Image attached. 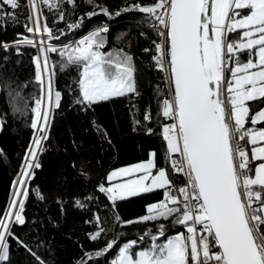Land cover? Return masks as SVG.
I'll return each instance as SVG.
<instances>
[{
  "label": "snow or ice",
  "instance_id": "snow-or-ice-1",
  "mask_svg": "<svg viewBox=\"0 0 264 264\" xmlns=\"http://www.w3.org/2000/svg\"><path fill=\"white\" fill-rule=\"evenodd\" d=\"M65 4L73 11L77 7L76 0H25L23 5L20 0H0V22L5 25L18 24L21 10L27 11L25 29L32 36L0 43V48H15L18 55L24 47L36 50L32 57L34 80L41 91L31 107L32 139L13 181L11 200L0 215V264H10L13 241L17 250L23 249L44 264L15 228L27 223L29 198L44 199L30 183L35 170L42 167L40 156L46 151L52 114L61 106L62 93L54 88L56 71L51 55L62 58V68L82 66L79 97L73 103L84 112L112 98L140 95L133 57L123 51H102L110 31L107 24L78 40L53 42L75 33L86 19L98 14L114 18L101 8L99 13L89 12L67 22ZM45 9L55 22L65 21L67 31L54 30L55 22L49 25ZM122 11L143 14L161 37L153 41L155 54L150 48L143 52L151 55L168 84L171 99H163L161 108L163 118L171 122L162 125L161 135L171 168L160 167L158 154L151 152L147 161L112 170L106 177L109 186L101 183L97 191L111 203L115 215L118 201L163 190V198L147 206L146 215L131 221L115 215V223L126 226L171 218L172 224L183 226L186 233L161 242L166 227L158 223L155 233L149 229L122 242L127 234L119 232L103 248L86 252L78 264H99L116 249L108 264H264V128L255 127L264 122V108L250 115L247 103L264 102V0H154L150 4L140 0ZM119 15L118 11L115 16ZM242 54H247L246 62ZM3 87L11 86L0 82ZM10 95L14 111L22 112L28 106L19 91ZM143 120L152 122L150 110L145 111ZM249 120L252 127H246ZM5 122L6 115L0 116V130ZM134 124L138 128L141 121ZM93 125L98 135L107 138L106 130L95 121ZM147 133L154 131L149 127ZM247 145L252 146L250 154ZM172 172L182 173L186 185L177 189ZM75 203L82 209L88 206L79 200ZM85 223L95 229L89 234L93 242L111 231L98 213Z\"/></svg>",
  "mask_w": 264,
  "mask_h": 264
},
{
  "label": "trees",
  "instance_id": "trees-1",
  "mask_svg": "<svg viewBox=\"0 0 264 264\" xmlns=\"http://www.w3.org/2000/svg\"><path fill=\"white\" fill-rule=\"evenodd\" d=\"M137 2L140 0H93L91 4L87 0H76L74 11L70 5H64L69 11L67 22L86 17L89 12L99 13L101 8H106L114 18L110 20L104 14H98L91 20L86 19L84 27L75 33H68L60 41L53 42L60 44L78 40L107 24L110 31L102 51H123L133 57L134 79L140 95L131 99L127 96L112 98L84 112L81 106L73 103L79 97L78 82L82 66L66 65L62 68V58L58 54L51 55L56 71L54 88L62 93L61 106L52 114L49 139L45 142L46 151L40 156L42 167L35 170V177L30 183V188L38 189L44 199L38 200L32 195L26 203V225L15 228L16 234L33 248L44 264H78L86 252L94 253L103 248L119 232L127 234L122 238L123 242L138 238L149 229L155 233L158 223H163L166 235L160 238L162 242L170 234L186 231L181 225H173L171 218L126 226L115 223V215H119L123 221L146 215L147 206L163 198V190L118 201L115 215L111 203L97 191L101 183L107 184L106 175L110 170L145 161L151 152L158 154L160 167L166 170L171 168L167 161L166 142L161 135L162 125L170 122L163 118L161 108L163 99L170 98L168 84L165 82V73L157 69L151 55L143 52L144 48H150L155 54L153 41L158 42L161 37L149 27L143 14L122 11ZM142 2L150 4L154 0ZM20 3L23 5L25 0H20ZM44 11L52 26L55 17L47 9ZM118 11L121 15L115 16ZM26 18L27 11L22 9L18 24L8 22L5 25L0 22V43H12L22 36L31 37L32 34L25 29ZM59 29L67 31V23L55 22L54 30ZM236 38L233 34V39ZM34 55L36 50L30 47L22 48L21 55L17 54L15 48L10 51L0 48V82H7L11 86L0 88V116L6 115V122L0 130V215L9 203L13 181L20 171L33 135L30 127L33 118L31 107H34V98L41 96L40 86L34 80ZM241 59L246 62L247 54H242ZM16 91L28 102L22 112L14 111L12 106L10 93ZM247 103L250 105V115L264 108V102ZM146 110H150L151 123L143 120ZM137 119L141 121L138 128L134 124ZM93 121L101 126L102 131L106 130L107 138L96 133ZM149 127L154 134L147 133ZM246 127H252L250 120L246 122ZM255 127L264 128V122ZM108 139L111 143H108ZM247 148L249 151L250 145ZM171 174L178 189L181 185L180 176L175 172ZM90 196L94 199L87 200ZM77 200L86 202L88 206L78 208L75 203ZM96 213L104 220V227L111 231L93 242L89 234L95 229L85 221L93 220ZM10 243V264H39L23 249L17 250L14 241ZM117 250L109 252L106 259L101 258L99 264H108Z\"/></svg>",
  "mask_w": 264,
  "mask_h": 264
},
{
  "label": "built area",
  "instance_id": "built-area-1",
  "mask_svg": "<svg viewBox=\"0 0 264 264\" xmlns=\"http://www.w3.org/2000/svg\"><path fill=\"white\" fill-rule=\"evenodd\" d=\"M170 99H171V97H170ZM171 122V121H170ZM169 122V123H170ZM173 158H178V154L177 155H175V156H173ZM177 175H179L180 176V179H181V185H180V187H183V186H185L186 185V183H187V180H186V178L183 176V174L182 173H177V172H175ZM216 251H218V249H216Z\"/></svg>",
  "mask_w": 264,
  "mask_h": 264
},
{
  "label": "rangeland",
  "instance_id": "rangeland-1",
  "mask_svg": "<svg viewBox=\"0 0 264 264\" xmlns=\"http://www.w3.org/2000/svg\"><path fill=\"white\" fill-rule=\"evenodd\" d=\"M67 43V42H66ZM170 99V98H169ZM262 143H264V142H262ZM252 146L250 145V148H251ZM149 159V158H148ZM145 161H147V160H145ZM142 162H144V161H142ZM140 163V162H139ZM135 164H137V163H135ZM135 164H131V165H128V166H132V165H135ZM128 166H123V167H128ZM119 168H122V167H119ZM119 168H114V169H112V170H115V169H119ZM112 170H110L108 173H107V175L112 171ZM107 175H106V177H107ZM106 185L105 186H109V182L107 181V179H106ZM178 233H182V232H176V233H173V234H170V235H168V236H172V235H175V234H178ZM185 233H186V231H185ZM167 236V237H168ZM166 237V238H167ZM163 242V241H162Z\"/></svg>",
  "mask_w": 264,
  "mask_h": 264
},
{
  "label": "bare ground",
  "instance_id": "bare-ground-1",
  "mask_svg": "<svg viewBox=\"0 0 264 264\" xmlns=\"http://www.w3.org/2000/svg\"><path fill=\"white\" fill-rule=\"evenodd\" d=\"M10 200H11V196H10L9 202H10Z\"/></svg>",
  "mask_w": 264,
  "mask_h": 264
},
{
  "label": "crops",
  "instance_id": "crops-1",
  "mask_svg": "<svg viewBox=\"0 0 264 264\" xmlns=\"http://www.w3.org/2000/svg\"><path fill=\"white\" fill-rule=\"evenodd\" d=\"M250 151H251V148H250V150H249V154H250Z\"/></svg>",
  "mask_w": 264,
  "mask_h": 264
},
{
  "label": "water",
  "instance_id": "water-1",
  "mask_svg": "<svg viewBox=\"0 0 264 264\" xmlns=\"http://www.w3.org/2000/svg\"><path fill=\"white\" fill-rule=\"evenodd\" d=\"M43 107V106H42ZM9 204V203H8Z\"/></svg>",
  "mask_w": 264,
  "mask_h": 264
}]
</instances>
